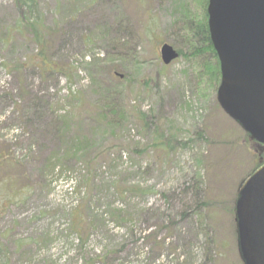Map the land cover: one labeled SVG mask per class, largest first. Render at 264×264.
I'll return each mask as SVG.
<instances>
[{"label": "rangeland", "instance_id": "obj_1", "mask_svg": "<svg viewBox=\"0 0 264 264\" xmlns=\"http://www.w3.org/2000/svg\"><path fill=\"white\" fill-rule=\"evenodd\" d=\"M18 1L0 0V264H243L232 208L256 156L209 56L161 64L163 44L187 55L178 2Z\"/></svg>", "mask_w": 264, "mask_h": 264}, {"label": "water", "instance_id": "obj_2", "mask_svg": "<svg viewBox=\"0 0 264 264\" xmlns=\"http://www.w3.org/2000/svg\"><path fill=\"white\" fill-rule=\"evenodd\" d=\"M207 28L219 64L217 102L264 145V0H207ZM168 65L177 58L160 48ZM237 248L243 264H264V165L242 186L235 203Z\"/></svg>", "mask_w": 264, "mask_h": 264}, {"label": "trees", "instance_id": "obj_3", "mask_svg": "<svg viewBox=\"0 0 264 264\" xmlns=\"http://www.w3.org/2000/svg\"><path fill=\"white\" fill-rule=\"evenodd\" d=\"M186 0H175V2H178L177 8H174V12L180 15V19L178 22H174L175 26H179L177 30V36L179 37L180 41L182 42L183 45L186 46L187 48V55H183L181 50H177L178 57H186L188 59H203L204 57L209 56L211 60L213 61L214 65L209 64L207 65V74L209 76V79L212 78L214 83H219V69H218V63L217 59L215 56V53L213 51V48L211 46L210 40H209V34L207 30V16H206V6H207V0H197L199 2V12L201 11V14L198 15V13H190L187 9V5L185 2ZM18 3L20 6L27 7L28 12L31 11V9L34 7L32 4L31 6H26L25 2L22 0H19ZM22 20L24 22V28L25 29H30L33 31V36L38 33L39 29H35L38 27L39 24L38 22H32L29 23L26 21L23 17ZM37 43L41 45V42L39 39H37ZM43 43V42H42ZM44 49V47L42 46ZM37 70L42 73V74H47V73H52L55 72L54 67L47 63L45 60L41 59ZM118 74H114L113 76L116 77ZM119 78V77H118ZM120 79V78H119ZM122 79V78H121ZM106 118L105 113L103 111H100V114L96 116V120L99 123V126H110L108 129L113 130L121 121L123 120H112L107 116L109 120H102L103 116ZM104 119V118H103ZM145 123V120H140ZM146 124V123H145ZM167 124V130L166 132H162L159 130V128H156L154 132V139L152 140V146L155 147L158 150H173L177 149L179 146V142H177L178 137L180 135V130L177 129L173 123H166ZM113 127V128H111ZM161 132V134L159 133ZM245 141L249 144V147L247 146V149L251 151L252 155L255 157L256 156V164L251 170V173L248 175L247 179L258 169L264 164V146H259L258 148L255 147V144L253 141L250 140L249 136L247 134H244ZM251 142H250V141ZM75 144H79V141H75ZM253 151V152H252ZM259 151L260 155L257 156L256 154ZM65 157L68 155L65 153ZM81 157V156H77ZM76 157V158H77ZM84 156H82L83 158ZM53 158H55L53 156ZM94 159L93 157L89 160V162ZM87 164V163H85ZM238 198V195L236 196L235 202ZM4 205H8L9 203L7 200L3 201ZM235 203L233 205L232 211L234 213L235 217ZM3 211L0 209V212ZM233 217V218H234ZM79 218V215H76L74 217V229L75 230H80V233L83 231L80 228V222L77 220ZM235 221V218H234ZM235 223V222H234Z\"/></svg>", "mask_w": 264, "mask_h": 264}]
</instances>
